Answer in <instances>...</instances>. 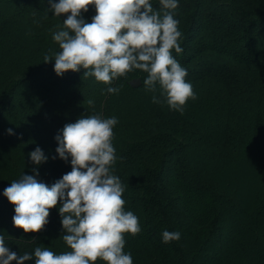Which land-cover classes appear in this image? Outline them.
Instances as JSON below:
<instances>
[{
	"label": "trees",
	"instance_id": "1",
	"mask_svg": "<svg viewBox=\"0 0 264 264\" xmlns=\"http://www.w3.org/2000/svg\"><path fill=\"white\" fill-rule=\"evenodd\" d=\"M150 3L161 11L159 0ZM50 7L49 0H0V235L6 247L17 256L37 246L70 250L61 239L59 201L42 231L25 233L13 225L15 206L3 191L23 173L34 175L33 168L49 186L70 172L71 158L58 157L55 137L66 124L100 115L118 119L113 174L125 186V210L141 226L135 237L125 234L133 264H264V0H178L174 18L183 51L172 54L197 96L183 113L169 108L159 86L145 90L141 70L113 81L118 94L84 78L83 69L57 76L55 61L43 60L61 51L52 34L70 13L55 17ZM82 15L90 23L95 6ZM136 77L141 84L132 86ZM36 147L48 157L41 165L28 155ZM164 230L180 232V239L163 243Z\"/></svg>",
	"mask_w": 264,
	"mask_h": 264
},
{
	"label": "clouds",
	"instance_id": "2",
	"mask_svg": "<svg viewBox=\"0 0 264 264\" xmlns=\"http://www.w3.org/2000/svg\"><path fill=\"white\" fill-rule=\"evenodd\" d=\"M55 17L70 13L62 27L54 31L52 39L61 51L45 55L43 62L52 60L57 76L83 69V77L109 85V94H118L112 87L119 77L134 70L147 73L143 80L146 91L155 93L157 86L171 110L183 113L189 99L197 96L193 85L186 82L187 70L174 58L183 51L178 42L182 32L174 18L178 0H159L161 11L153 8L150 0H49ZM94 5L96 15L87 22L83 13ZM152 102L161 100L153 95ZM89 106L92 100L87 101ZM116 117L101 118L89 115L75 123L66 124L55 139L56 153L64 161L69 157L72 170L51 186L34 175L22 174L13 180L3 195L13 204V225L25 233H38L49 223V210L60 202L59 214L63 235L61 239L69 251L54 253L48 247L37 246L32 253L17 256L6 247L0 235V264H133L131 253H126L125 234L133 237L141 232L138 217L125 210L122 198L125 186L113 174L118 157L113 147V128ZM9 134H14L12 129ZM34 165L48 160L43 150L36 147L29 154ZM55 159V157H53ZM178 231L164 230L162 242L180 239Z\"/></svg>",
	"mask_w": 264,
	"mask_h": 264
},
{
	"label": "water",
	"instance_id": "3",
	"mask_svg": "<svg viewBox=\"0 0 264 264\" xmlns=\"http://www.w3.org/2000/svg\"><path fill=\"white\" fill-rule=\"evenodd\" d=\"M130 83L132 86H139L141 84V78L140 77L133 78L130 81Z\"/></svg>",
	"mask_w": 264,
	"mask_h": 264
},
{
	"label": "rangeland",
	"instance_id": "4",
	"mask_svg": "<svg viewBox=\"0 0 264 264\" xmlns=\"http://www.w3.org/2000/svg\"><path fill=\"white\" fill-rule=\"evenodd\" d=\"M187 49H189V46L187 47ZM184 53H185V51H184Z\"/></svg>",
	"mask_w": 264,
	"mask_h": 264
}]
</instances>
